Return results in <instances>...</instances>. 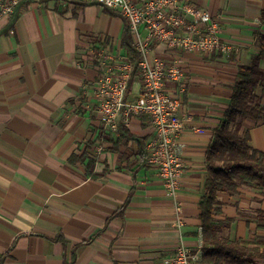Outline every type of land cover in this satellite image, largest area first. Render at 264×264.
<instances>
[{
    "label": "crops",
    "instance_id": "1",
    "mask_svg": "<svg viewBox=\"0 0 264 264\" xmlns=\"http://www.w3.org/2000/svg\"><path fill=\"white\" fill-rule=\"evenodd\" d=\"M187 1L221 17L220 37L231 50L195 55L152 46V56L179 60L186 71L182 83H166L180 95L184 117L185 170L176 197L141 156L154 134L148 115L122 118L127 134L92 153L103 125L101 67L91 48L103 39L108 50L136 54L123 46L120 12L83 1L27 0L0 20V264H160L180 243L196 249L202 242L206 152L239 65L264 52V0ZM259 64L264 69V55ZM131 80L127 98L135 100L138 71ZM249 143L264 151V123L250 130ZM218 198L215 218L233 219L232 238L253 245L264 235L252 216L264 210V189L239 187Z\"/></svg>",
    "mask_w": 264,
    "mask_h": 264
},
{
    "label": "built area",
    "instance_id": "2",
    "mask_svg": "<svg viewBox=\"0 0 264 264\" xmlns=\"http://www.w3.org/2000/svg\"><path fill=\"white\" fill-rule=\"evenodd\" d=\"M24 1L27 0H0V20L12 16ZM61 1L90 2L119 11L130 27L137 51L128 56L108 50L103 39L91 48L101 67L96 96L103 125L102 136L92 147L93 155H100L106 139L120 136L122 118L127 121L132 115H148L154 134L146 143V160L158 169L170 194L176 197L185 170L184 144L180 139L184 117L180 112V95L169 91L166 83H182L186 71L179 60L152 56V46L162 43L173 51L195 55L225 53L231 47L220 37L221 17L187 0ZM136 68L142 89L137 99L128 100V85ZM198 131L204 130L198 128ZM202 245L203 241L193 249L182 242L175 253L160 264H202Z\"/></svg>",
    "mask_w": 264,
    "mask_h": 264
},
{
    "label": "trees",
    "instance_id": "3",
    "mask_svg": "<svg viewBox=\"0 0 264 264\" xmlns=\"http://www.w3.org/2000/svg\"><path fill=\"white\" fill-rule=\"evenodd\" d=\"M123 46L130 53H136L127 22ZM263 55L264 52L260 53L250 65H239L230 104L214 129L206 152L205 193L199 202L202 264H264V235H256L253 245H250L227 233L232 218L225 221L215 218L219 192L236 191L245 186L264 189V151L253 148L249 143L250 130L264 123V69L259 64ZM120 133L127 134L125 126H120ZM145 147L144 142L142 157H146ZM76 155L72 154L70 159L73 161ZM84 157L86 155L83 154L82 159ZM94 162L92 158L89 160L91 165ZM120 211L123 212L124 207ZM252 216L262 221L260 226L264 228V210H258Z\"/></svg>",
    "mask_w": 264,
    "mask_h": 264
},
{
    "label": "rangeland",
    "instance_id": "4",
    "mask_svg": "<svg viewBox=\"0 0 264 264\" xmlns=\"http://www.w3.org/2000/svg\"><path fill=\"white\" fill-rule=\"evenodd\" d=\"M121 14V13H120ZM137 71L139 72V70L137 69Z\"/></svg>",
    "mask_w": 264,
    "mask_h": 264
}]
</instances>
